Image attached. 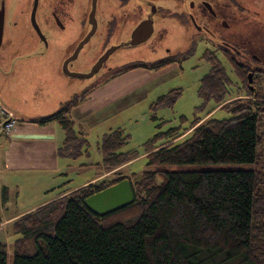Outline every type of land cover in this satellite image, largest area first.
Here are the masks:
<instances>
[{"label":"trees","instance_id":"1","mask_svg":"<svg viewBox=\"0 0 264 264\" xmlns=\"http://www.w3.org/2000/svg\"><path fill=\"white\" fill-rule=\"evenodd\" d=\"M204 57L211 66L201 79L199 93L230 116L212 114L205 120L195 118L184 130H168L163 142L146 146L148 161L141 173L127 174L120 168L138 156L122 151L127 141L124 130L118 127L106 132L98 144L100 164L113 172L64 190L14 219L11 227L18 237L13 264H219L218 256L227 262L241 258L246 264H264V87L260 84L251 90L245 86L248 68L230 57L228 64L241 84L236 91L244 89L246 94L224 103L237 93L229 89L234 80L216 54L207 51ZM174 61L139 63L127 69L156 72ZM87 93L32 120L61 127V157L87 153V136L82 126L76 128L72 116ZM165 101L162 96L157 104ZM209 162L257 167L168 169ZM125 178L134 191L132 203L105 214L87 206L88 196ZM2 222L0 216V227ZM0 264H8L7 244L1 239Z\"/></svg>","mask_w":264,"mask_h":264},{"label":"rangeland","instance_id":"2","mask_svg":"<svg viewBox=\"0 0 264 264\" xmlns=\"http://www.w3.org/2000/svg\"><path fill=\"white\" fill-rule=\"evenodd\" d=\"M254 21L259 19L252 18ZM261 21L264 22V19ZM64 44L55 45L51 43V50L47 51L44 56L37 58L32 57L29 61L31 65L24 71L25 81L30 86L29 93L19 98L22 101L26 96L30 97L29 101L23 102L24 107L30 115L49 114L60 108L61 101L71 99L76 93L83 94V90H75L77 84L88 82L92 84L88 90H92L93 110L85 118L83 122V130L89 141L87 153H83L77 158L64 157L71 165L67 168L66 175L59 174L56 177L36 176L26 179V184L31 183V187L20 190V194L12 195L14 203L10 208L17 210L19 207H25L49 198L59 190L57 187L63 181L69 185L82 186L83 182L102 172L105 167L100 164L102 154L98 149V144L103 135L111 129L121 127L127 135V141L121 148L122 151H133L138 155L136 158L128 162V165L121 170L124 173L131 174L141 173L148 161L146 155V146L149 143L158 145L166 139L168 130L177 128L184 130L191 125L195 118H209L212 114L216 117H228L230 113L224 109H220V105L215 104L213 99L205 101L200 93L199 87L201 79L210 69V62L204 57L205 52L210 51L217 55L219 61L226 67L228 74L234 80L233 85L230 84L229 89L235 92L239 85L238 79L235 77L233 69L228 64V58L224 53L216 50V46L205 36L193 37L192 42L182 43L181 46H173L171 52L174 54L179 50L187 48V56L184 53L175 54L177 60L159 71H151L145 68L109 70L112 63L108 62L99 74L90 79H80L77 77L67 76L63 73L62 65L65 58L73 51H67ZM185 46V47H184ZM73 47V46H72ZM166 51V50H164ZM134 52V53H129ZM119 52L117 55L123 56L126 60L141 59L145 62H153V60L162 55L161 51H151L147 48L136 49L135 51ZM264 57V51H258ZM97 52L91 51V43L81 51L76 60L71 62L70 69L80 71L90 64H93L98 57ZM230 58V56H228ZM39 60V61H38ZM110 65V66H108ZM92 66V65H91ZM32 70H31V69ZM91 68V67H90ZM115 68V67H114ZM120 69V70H119ZM90 70V69H89ZM109 70V71H108ZM108 71V72H107ZM107 72V73H106ZM63 75L64 77L60 76ZM137 75V76H136ZM143 76V81L138 76ZM256 85L261 84L264 87V76L257 77ZM87 82V83H86ZM48 83V84H47ZM45 85V89L37 87V85ZM128 90L122 97L113 99L110 103L98 107L96 104L100 99V94L105 92L115 93L118 88L126 85ZM245 86L249 85L247 80ZM101 90V91H100ZM100 91V92H99ZM234 93L231 98L226 99L224 103L230 102L239 97H245V90ZM33 92L38 95L33 98ZM81 92V93H80ZM177 92V93H175ZM80 95V96H81ZM164 96L166 101L157 104L158 99ZM175 97L174 100H171ZM96 101V102H95ZM20 102V101H19ZM209 112V113H208ZM81 126H76L80 129ZM80 127V128H79ZM189 132V131H188ZM186 132V133H188ZM63 142V141H62ZM257 165L250 163H195V164H178L170 166L168 169L173 170H219V169H249L255 168ZM106 176V175H105ZM110 175L107 174L106 177ZM51 188V186H55ZM78 186V187H79ZM47 187L51 188L47 190ZM24 203V204H22ZM0 214L3 213L0 211ZM11 224L3 225L0 228V239L7 244L8 264H13L14 259V241L17 238ZM219 264H246L241 258L227 262L222 256L216 258Z\"/></svg>","mask_w":264,"mask_h":264},{"label":"flooded vegetation","instance_id":"3","mask_svg":"<svg viewBox=\"0 0 264 264\" xmlns=\"http://www.w3.org/2000/svg\"><path fill=\"white\" fill-rule=\"evenodd\" d=\"M34 6L47 45L32 24ZM94 7L96 31L85 47L91 43V51L99 54L97 59L105 50L115 47L108 60L117 68L146 63L126 60L117 55L119 52L147 48L162 52L149 65L170 58L176 61L175 54L184 53L182 58H185L188 49L173 54V46L192 42L195 36H205L228 59L230 56L248 68L253 74L250 83L253 89L257 86L256 78L264 76V57L258 52L264 51L261 21L264 0H5L6 27L0 61H10L12 51L19 54L24 50H40L44 56L51 50L52 42L74 51L93 27ZM145 21L153 25L151 36L142 44H128L134 30ZM96 35L100 39L98 43ZM27 58L31 57L24 59Z\"/></svg>","mask_w":264,"mask_h":264},{"label":"crops","instance_id":"4","mask_svg":"<svg viewBox=\"0 0 264 264\" xmlns=\"http://www.w3.org/2000/svg\"><path fill=\"white\" fill-rule=\"evenodd\" d=\"M143 76H138L140 80L137 81L136 85L143 81ZM127 87V85L123 88L120 86L115 93H109V95L105 90L99 93L100 99H102L96 106L101 107L108 103V101L110 103L113 99L122 97L127 92ZM6 91L5 87V93ZM1 92L4 93L3 87H1ZM11 96L12 93L9 95V102L6 101L7 98L4 94L3 97H0L1 103L6 108L13 110L16 117L19 118V122L11 133L0 135V211L3 213L2 215L0 214L3 219L1 227L6 224H11L14 219L22 214L58 197L64 190H72L79 186H71L65 184L66 181H63L58 185L60 187H57L59 191L51 197L42 199L29 206L19 207L17 210L10 208L13 202L18 203L12 195L18 196L20 190L31 187L30 182L28 184L25 183L26 179L36 176L48 178L56 177L59 174L66 175L67 168L71 167V164L58 154V147L64 139V132L61 127L55 123L41 124L32 121L38 116L30 115L27 110L21 107V104H17L14 99L12 100L13 96ZM93 105L92 90H90L72 112L73 119L76 123L75 126H81L84 119H88V115L93 110ZM83 132L86 133L84 130ZM107 174L109 172L105 170L82 184L84 185ZM55 187L56 185L51 186V188ZM51 188L47 187V190ZM5 189L7 190L5 194L7 199H5L4 195Z\"/></svg>","mask_w":264,"mask_h":264},{"label":"water","instance_id":"5","mask_svg":"<svg viewBox=\"0 0 264 264\" xmlns=\"http://www.w3.org/2000/svg\"><path fill=\"white\" fill-rule=\"evenodd\" d=\"M36 7L37 6H34V9L32 11V16H31L32 24H33L37 34L39 35V37L41 39H43V41L47 45V38L44 35V33L42 32V30H41V28L37 22V19H36ZM94 12H95V7L93 8V11L91 13V15L93 17L92 29L80 40V42L78 43V45L76 46L74 51H72L70 53V55L65 58V60L63 62L62 70H63V73H65L67 76L77 77L80 79H90V78L94 77L96 74H99L102 70L104 71L105 64L110 62L108 59H109L110 55L114 52L115 47H110L109 49L105 50V52H103L101 54V56L93 64H90L83 69H78L80 71H73L70 69L71 62H73L74 60H76L78 58V56L80 55V53L83 50V48L85 47V45L95 35L97 20L95 18ZM146 22L147 21L141 23L140 26H138L134 30V32L131 35L130 40H128V42H127L128 44H133V45L142 44L151 36L152 30H153V25L150 23L146 24ZM5 27H6L5 0H0V59H1V54L3 52ZM95 41L97 43L100 41L98 35L95 36ZM41 54H42V52H40V50H31L29 52H28V50H24V51H21L19 54L12 51L10 61L9 60H6L5 62L0 61V97L1 96L3 97V94H4L7 98L6 101L9 102V99H10L9 95H11V93H12V96H13V97L11 96L12 100L14 99L15 102H17V104H21L22 105L21 107L24 108L25 110H27L24 107L23 102H25V100L29 101L30 97L26 96L25 98L22 99L23 102H21V100L19 98V93L21 92L22 95L28 94L29 90H30V86L24 80L25 79L24 75H21V74H23L26 69L31 67V65H28V62L29 63H36V61H29V60L32 59V57H34V58H37V56L40 57ZM15 55H17V56L14 57ZM26 57H31V58L24 59ZM7 59H9V57ZM156 59H158V58H155L153 61H156ZM138 60H141V59H138ZM130 61H133V60H130ZM110 63H112V62H110ZM146 63H150V62H146ZM108 66H110V65H108ZM114 69H117V66L113 65V63H112L111 66L109 67V70L113 71ZM252 75L253 74L251 72H249L248 78H249L250 83L252 82ZM60 76L64 77L63 75H61V73H60ZM47 84H45V85H47ZM45 85H43V84L37 85L36 88L42 87L45 89ZM76 85L77 86L75 87V90H79V91L80 90H82V91L86 90L88 87L92 86V84H90L89 82L87 84H85V83L77 84L76 83ZM1 87H3L4 93L1 92ZM5 87L7 90L6 93H5ZM8 88H10V89H8ZM76 94L79 95V93H76ZM37 95L38 94L36 92L35 93L33 92V98H35ZM74 97H72L71 99H68L66 101L62 100L61 102L64 104V103L72 100ZM16 108H20V107H16ZM22 108H20V109H22ZM57 110H55V111H57ZM10 111L14 113L13 110H10ZM55 111H53L51 113H54ZM51 113H49V114H51ZM49 114H46V115H49ZM46 115L45 114L38 115L37 118L43 117ZM134 198H135V195H134V191H133V188L131 185V181L128 178H125V179H123V180H121V181L101 190V191H98V192L88 196L86 198L85 202H86L87 206L90 207L95 212H97L99 214H105V213L112 212V211H114L120 207H123L125 205L132 203Z\"/></svg>","mask_w":264,"mask_h":264},{"label":"built area","instance_id":"6","mask_svg":"<svg viewBox=\"0 0 264 264\" xmlns=\"http://www.w3.org/2000/svg\"><path fill=\"white\" fill-rule=\"evenodd\" d=\"M18 123L12 112L4 108L0 102V134L10 133Z\"/></svg>","mask_w":264,"mask_h":264}]
</instances>
